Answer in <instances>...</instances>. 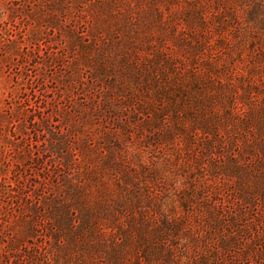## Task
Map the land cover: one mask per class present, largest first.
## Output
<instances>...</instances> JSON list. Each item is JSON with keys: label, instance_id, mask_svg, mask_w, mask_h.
Masks as SVG:
<instances>
[{"label": "rangeland", "instance_id": "1", "mask_svg": "<svg viewBox=\"0 0 264 264\" xmlns=\"http://www.w3.org/2000/svg\"><path fill=\"white\" fill-rule=\"evenodd\" d=\"M263 6L0 0V264H264Z\"/></svg>", "mask_w": 264, "mask_h": 264}, {"label": "trees", "instance_id": "2", "mask_svg": "<svg viewBox=\"0 0 264 264\" xmlns=\"http://www.w3.org/2000/svg\"><path fill=\"white\" fill-rule=\"evenodd\" d=\"M259 15H263L264 14V6L260 8V10L258 11ZM253 18V17H252ZM256 21H258V17H254L253 19H251V23H255ZM223 26H226L225 24H223ZM255 27V26H254Z\"/></svg>", "mask_w": 264, "mask_h": 264}]
</instances>
